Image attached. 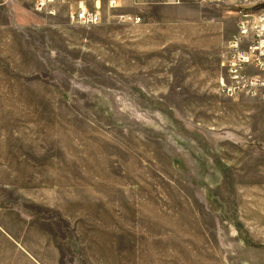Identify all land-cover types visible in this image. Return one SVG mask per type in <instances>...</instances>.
I'll return each mask as SVG.
<instances>
[{"label":"rangeland","instance_id":"rangeland-1","mask_svg":"<svg viewBox=\"0 0 264 264\" xmlns=\"http://www.w3.org/2000/svg\"><path fill=\"white\" fill-rule=\"evenodd\" d=\"M34 5L0 0V264H264V101L199 74L216 5Z\"/></svg>","mask_w":264,"mask_h":264},{"label":"built area","instance_id":"built-area-1","mask_svg":"<svg viewBox=\"0 0 264 264\" xmlns=\"http://www.w3.org/2000/svg\"><path fill=\"white\" fill-rule=\"evenodd\" d=\"M64 1L35 0L34 8L37 12L56 17L59 6L65 3L68 7L66 17L70 24L80 26L101 24L104 13L100 9L99 0L91 2L90 5L86 0L77 2L75 0L74 4L71 3V0ZM120 1L106 0L107 8L119 7ZM154 1L157 4H178L184 0ZM237 1L244 3L245 6L240 7L236 17L235 32L227 41L223 51L222 67L224 72L219 79V92L228 98L244 94L264 101V8L247 11L254 6L264 5V0ZM120 18L125 19V16H120ZM128 20L137 24L140 22V17L132 15L128 17Z\"/></svg>","mask_w":264,"mask_h":264},{"label":"crops","instance_id":"crops-1","mask_svg":"<svg viewBox=\"0 0 264 264\" xmlns=\"http://www.w3.org/2000/svg\"><path fill=\"white\" fill-rule=\"evenodd\" d=\"M139 1L146 3L151 0ZM209 2L216 5L217 14L213 16V20L205 32L211 35L209 44L206 47V50H209L211 54L210 57H204L202 59V67L199 74L218 80L217 77L223 71L222 61L224 59V48L231 35L235 32L238 8L245 6V4L237 0H209ZM143 6L146 5H140L133 10L140 12ZM134 15L139 14L135 13Z\"/></svg>","mask_w":264,"mask_h":264}]
</instances>
